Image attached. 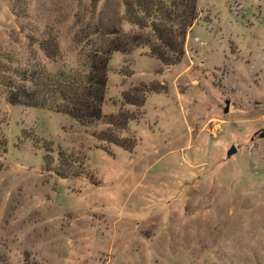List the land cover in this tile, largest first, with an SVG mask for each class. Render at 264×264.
<instances>
[{"label":"rangeland","instance_id":"1","mask_svg":"<svg viewBox=\"0 0 264 264\" xmlns=\"http://www.w3.org/2000/svg\"><path fill=\"white\" fill-rule=\"evenodd\" d=\"M127 1L0 0V68L28 87L86 70L99 15L151 34ZM195 9L178 57L111 52L90 123L0 81V264H264V0Z\"/></svg>","mask_w":264,"mask_h":264},{"label":"trees","instance_id":"2","mask_svg":"<svg viewBox=\"0 0 264 264\" xmlns=\"http://www.w3.org/2000/svg\"><path fill=\"white\" fill-rule=\"evenodd\" d=\"M124 4L129 9L123 18L141 28L148 26L151 31L149 36L141 37L138 33L119 34L121 29L115 28L109 18L101 14L84 35L86 37L97 33L100 37L99 43H94L91 50L86 52V70L71 69L66 73L58 70L49 74L50 81H39L34 87H28L21 82L13 85L14 82L5 75L11 69L1 65L0 81H4L7 86V101L43 106L47 104L46 96L50 99L52 96V99H59L53 105L56 110L69 114L81 123H90L101 115L106 64L113 50L124 51L131 46L142 44L149 47L152 55L163 61H169L163 48L172 51L175 57L180 55L185 32L197 16L195 0H129ZM150 36L156 40L157 45L153 44ZM42 44L48 56L55 54V49L49 47L53 43L46 39V43L42 41ZM19 72L23 79L30 75L27 69H21ZM4 151L5 140L0 137V154Z\"/></svg>","mask_w":264,"mask_h":264},{"label":"water","instance_id":"3","mask_svg":"<svg viewBox=\"0 0 264 264\" xmlns=\"http://www.w3.org/2000/svg\"><path fill=\"white\" fill-rule=\"evenodd\" d=\"M225 102L227 103V100H225ZM226 110H227V105H225V107H224V111H226ZM259 136H264V130L259 132ZM234 151H235V147L233 144H231L229 146V148L227 149L226 154L229 155L230 153H232Z\"/></svg>","mask_w":264,"mask_h":264}]
</instances>
